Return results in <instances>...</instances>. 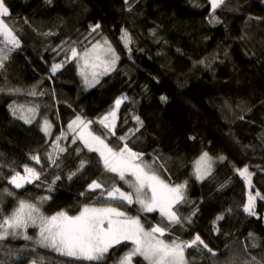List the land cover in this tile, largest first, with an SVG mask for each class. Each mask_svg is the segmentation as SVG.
Here are the masks:
<instances>
[{
	"label": "trees",
	"instance_id": "obj_1",
	"mask_svg": "<svg viewBox=\"0 0 264 264\" xmlns=\"http://www.w3.org/2000/svg\"><path fill=\"white\" fill-rule=\"evenodd\" d=\"M4 3L10 14L3 19L20 46L5 45L0 36V47L8 51L0 67V222L13 210L8 200L2 203L3 191L38 199L45 216L78 215L86 205L135 214L134 206L107 197L113 185L131 190L70 131L79 116L91 121L95 136L113 150L127 145L140 154L137 163L173 185H185L184 200L175 207L181 223L169 224L157 212L141 218L149 229L166 228L167 241L199 235L216 253L194 245L185 250L188 264H264V0H226L214 13L215 23L210 22L209 0ZM96 24L100 27L93 31ZM124 32L131 38L127 46ZM105 40L119 59L109 74L86 87L75 59L70 60L71 49ZM63 62L53 74L52 66ZM34 91L37 97L27 95ZM122 95L113 135L98 121ZM19 106L39 114L25 123L13 114ZM45 121L51 125L48 134ZM204 152L213 158L212 172L199 180L195 162ZM32 156H39L40 163ZM32 162L40 168V179L12 187L11 177L24 175V166ZM245 167L252 173L250 188L237 171ZM93 181L102 188L90 191ZM257 192L256 214L249 215L244 206ZM37 236L38 229L29 226L21 235L0 240V264H96L37 245ZM132 247L127 242L115 246L102 264H116ZM133 264L147 263L136 256Z\"/></svg>",
	"mask_w": 264,
	"mask_h": 264
},
{
	"label": "snow or ice",
	"instance_id": "obj_2",
	"mask_svg": "<svg viewBox=\"0 0 264 264\" xmlns=\"http://www.w3.org/2000/svg\"><path fill=\"white\" fill-rule=\"evenodd\" d=\"M209 2L211 4L210 22H218L214 13L222 5H225L226 0H209ZM9 14V8L5 5L4 0H0V36L3 37L5 45L18 48L20 42L14 34V29L9 27L8 23L3 19V17ZM99 27L100 25L96 24L92 30L95 31ZM122 39L125 42V46L131 43V38L127 32L123 33ZM104 43L108 47L103 51L111 54V60L106 63L105 67V71H108L110 67L115 65L119 57L111 45L108 44L107 40ZM100 50L101 46L97 44L91 52L98 53ZM71 54L73 58L77 57L78 53L75 48L71 49ZM89 55V52L84 53L86 64ZM6 59L7 55L3 49H0V67H3V61ZM96 59H100L98 54ZM60 67V64H54L52 66L53 74ZM30 94L35 95L34 92ZM123 99V97L116 99V109H119ZM161 100L166 101V98L161 97ZM27 111L34 113L35 109L29 108ZM13 114H16L15 110H13ZM115 115L116 112L112 111L100 121L109 131H112L115 127ZM109 116L113 118L112 123L107 122ZM19 118L24 119L25 123H31V119L24 115H21ZM135 119L143 126V121L139 117H135ZM88 123H91V121ZM44 124L43 130L48 134L51 125L47 121ZM74 125L84 126V129L79 133L80 139L89 151H95L100 154L104 168L109 172L117 174L120 180L129 184V187L135 190V197H133L132 193L121 191L119 187L113 185L107 191V197L126 202L129 205L137 203L145 212L158 211L162 217L167 219L169 224H179L182 222L181 217L178 215V209L175 206L184 200V184L173 186L165 183L155 172L150 170V166L142 162L137 163L136 161L141 160L140 154L133 152L127 145L119 149V151L113 150L99 136L87 132V124L79 116L69 124V129L74 130ZM114 134L115 132L113 131ZM57 139L60 138L58 137ZM120 139H125V137H120ZM59 150L64 151V149ZM31 159L37 164L40 163L39 156H32ZM217 159L223 161L225 157L220 156ZM212 165L213 158L208 152H204L195 162L197 179H204L206 176H209L212 172ZM83 166L84 164L81 162V169ZM237 171L251 186L252 173L248 171L247 167L242 170L237 169ZM24 173L25 175H21L19 172H16L9 180V183L15 188L20 189L25 184L40 179V174L34 168L27 165L24 166ZM126 174L134 178V183L126 179ZM74 175L76 173H72L69 179ZM88 187L90 191H95L96 189H101L102 185L97 181H93ZM146 189L151 193L150 196L147 195ZM101 194L103 195L104 193L102 192ZM8 195H12V193L9 192ZM259 196V192L255 195L249 194L248 203L244 206V211L249 215L256 214L254 206L256 197ZM40 199L47 200L49 197H42ZM261 199H264V197H261ZM223 218V215H221L216 219L219 221ZM188 222L190 223L191 220L189 219ZM29 226L39 228L40 243L42 245L51 247L61 255L72 257L76 260L96 262V264H102L107 258L110 249L125 241L131 242L133 247L120 256L116 264H133V258L136 256L142 257L148 264H187L185 250L198 244L203 245L213 256L216 255L201 240L199 235L191 241L178 243L176 240H172L169 243L160 238L165 235L166 228L155 226L150 231H146L141 225L139 218L128 216L125 212L115 207L97 208L86 205L78 215L73 216L65 211H60L55 215L45 216L38 207V204L23 199L18 201L17 206L12 210L11 214L0 222V240L5 239L9 234L15 235L17 230H26ZM9 230H12L11 233ZM24 239H30V237L24 235Z\"/></svg>",
	"mask_w": 264,
	"mask_h": 264
},
{
	"label": "rangeland",
	"instance_id": "obj_3",
	"mask_svg": "<svg viewBox=\"0 0 264 264\" xmlns=\"http://www.w3.org/2000/svg\"><path fill=\"white\" fill-rule=\"evenodd\" d=\"M2 37V36H1ZM3 38V37H2ZM3 41H4V39H3ZM97 44H99L100 46H101V50L98 52V53H92L91 52V50L93 49V47L95 46V45H97ZM108 47V45H106L104 42L103 43H94V44H92V45H90L89 47H87V48H83V47H81L79 50H76L77 51V53H78V55H77V57H75V58H73L72 57V54L70 55V60H72V59H75V61H76V68H78V71H79V75H80V77H81V79H82V81H83V83L85 84V86L86 87H89V88H91L92 86H94L95 84H97L98 82H96V81H99L103 76H105V75H107V74H109L114 68H115V66H116V63H117V61H116V63H115V65L113 66V67H110L109 68V70L108 71H105V67H106V63L108 62V61H110L111 60V54L110 53H105L103 50L104 49H106ZM0 49H3L4 50V53L6 54V55H8V51L6 52V48H4V47H0ZM85 52H89L90 53V55L87 57V64L85 63V59H84V53ZM97 54L99 55V57H100V59H96V56H97ZM64 63L65 62H63L62 64H60L61 65V67H60V69L58 70V71H56L54 74H56L57 72H59L61 69H62V67L64 66ZM52 71V70H51ZM53 73V72H52ZM94 76H95V78H94ZM86 80H87V83H86ZM137 81H139V82H142V79L140 78V76H137ZM7 93H13L14 95H17V94H23V93H20L18 90L17 91H12L11 89H9V90H7L6 91ZM31 93H33V92H31ZM34 93H35V95H31V94H27L28 96H32V97H37L38 96V93H36L35 91H34ZM91 97H92V95H91ZM125 98L123 95L122 96H119V98ZM123 101H124V99H123ZM29 108H32V109H34L33 107H31V106H19V107H15L14 108V110L16 111V114L17 115H19V116H21V115H24V116H26V117H28L29 119H31V122L34 120V118L39 114V111L37 110H35V112L34 113H31V112H28L27 111V109H29ZM113 111H117V109L115 108V104H114V110ZM109 115V114H108ZM107 115V116H108ZM104 118V117H103ZM102 118V119H103ZM101 119V120H102ZM24 120V119H23ZM76 120V119H75ZM82 120V119H81ZM101 120H99L98 121V123H100V121ZM86 124H87V132H91L93 135H95L94 133H93V131H92V129H91V123H88L87 121H85V120H83ZM112 121H113V118L111 117V116H109V120L107 121L108 123H112ZM103 127H104V125L102 124V123H100ZM114 124H116V115H115V118H114ZM45 126V124L43 123V127ZM73 128H74V130H72V129H70V131L72 132V133H74L75 134V137L83 144V146L89 151V149L85 146V144H84V142L80 139V136H79V133L84 129V126L83 125H79V126H76V125H74L73 126ZM106 129H108V128H106ZM114 129V128H113ZM109 130V129H108ZM113 131V130H112ZM106 143V142H105ZM90 152H94V153H96L97 154V156L101 159V157H100V154L98 153V152H95V151H90ZM102 161V160H101ZM102 163H103V161H102ZM104 165V164H103ZM28 167H32V168H34L40 175H41V172H40V168L36 165V164H34L33 162L32 163H30L29 164V166ZM24 175H25V173H24ZM158 175V174H157ZM159 176V175H158ZM126 177H129V181L130 182H133L134 183V178L133 177H131V176H128L127 174H126ZM162 180H164V182L165 183H167V184H169V185H173V184H171V183H169V182H167L165 179H163L161 176H159ZM199 180H202V179H199ZM35 181V180H34ZM125 183V182H124ZM12 185V184H11ZM125 186L126 187H128L129 188V190H131V193L133 194V197H135V190L133 189V188H131V187H129V184H127V183H125ZM174 186V185H173ZM247 186H248V188H250V186H249V184H248V182H247ZM12 187H14L13 185H12ZM15 188V187H14ZM15 189H17V188H15ZM146 192H147V195L148 196H150L151 195V193L150 192H148L147 191V189L145 190ZM8 193H9V191H3V194H2V197H3V200H2V203L3 202H5V201H9L10 203H12L13 205V209L17 206V203H18V201L19 200H21L22 198H16L15 196H14V194H12V195H8ZM248 198H249V195H248ZM111 199V198H110ZM23 200H26V199H23ZM37 200L38 199H27L26 201H28V202H31V203H36V204H38V207L40 208V210H42V207L43 206H41L39 203H37ZM114 201H118V200H114ZM124 204H126L129 208H131V206H134L135 207V214H133V215H131V217H134V218H139V220H140V223H141V225L144 227V229L146 230V231H150L151 229H149V228H147L146 226H145V223H144V221L142 220V216L143 215H147V216H149V215H153L155 212H157V213H159L158 211H155V212H145V211H143L142 209H141V207H140V205L139 204H137V203H133V204H131V205H129V204H127L126 202H123ZM177 206V205H176ZM175 206V207H176ZM92 207H97V208H102V207H111V206H92ZM115 208H117L118 210H120V211H123V212H125L127 215H130V214H128L127 212H126V210H124V209H121V208H119V207H115ZM160 214V213H159ZM156 226H158V225H156ZM155 227V226H154ZM37 229H38V236H37V238H35V242L37 243V245H42L41 243H40V236H39V228L38 227H36ZM23 231H25V230H17V232H16V234L15 235H21V232H23ZM167 232H165V235L163 236V237H160L161 239H163V240H165L166 242H171V241H167L166 240V238H167ZM22 236H23V234H22ZM125 242H127V243H130L131 244V242H128V241H125ZM178 243L179 242H182V241H177ZM133 246V245H132ZM51 248V247H50ZM53 250V249H52ZM140 257V256H139ZM142 258V257H141ZM143 259V258H142ZM144 260V259H143ZM185 260H186V258H185ZM145 261V260H144ZM147 264H148V262L147 261H145ZM187 262V261H186ZM90 263H96V262H90ZM188 264V263H187Z\"/></svg>",
	"mask_w": 264,
	"mask_h": 264
}]
</instances>
